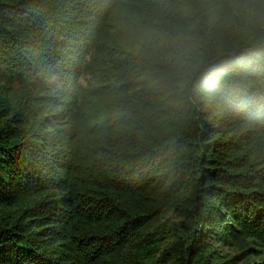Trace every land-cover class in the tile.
<instances>
[{
	"label": "trees",
	"instance_id": "obj_1",
	"mask_svg": "<svg viewBox=\"0 0 264 264\" xmlns=\"http://www.w3.org/2000/svg\"><path fill=\"white\" fill-rule=\"evenodd\" d=\"M166 233L154 264H264V0H0V264H147Z\"/></svg>",
	"mask_w": 264,
	"mask_h": 264
},
{
	"label": "rangeland",
	"instance_id": "obj_2",
	"mask_svg": "<svg viewBox=\"0 0 264 264\" xmlns=\"http://www.w3.org/2000/svg\"><path fill=\"white\" fill-rule=\"evenodd\" d=\"M147 40H148L147 35L144 29L140 28L135 30L133 34H131L130 36H128L127 39L124 40L123 46L127 52L137 53L146 48ZM92 84L93 83L89 75L82 76L80 80H78V84H77L79 86L78 89L81 93V97L78 98L79 111L77 107L75 110V114L78 113L80 118L83 117L82 120H87L89 123H94L99 120H102L106 115V108H107L105 104H100L99 102H91L92 98L89 97L88 91L90 90ZM10 87H12L13 90H20L22 87H25V85L12 84ZM82 106L84 111H82ZM174 221H177L176 218L172 214L167 213L156 224L149 227L148 233H153L156 231L157 227H158L157 229H159V227L161 229L162 225L163 226L169 225L171 222ZM160 236L163 238H161V240H158L157 245L155 246V248L158 247L159 250H157V248L156 250H154L155 248H153V251L150 253V255L146 254L145 253L146 251H144L145 263L154 264L158 256L157 251H160L162 247L167 242L170 241L168 237V233L162 234ZM160 236H156V237H160ZM216 250L218 254L221 256L220 261L223 262L230 260L233 256L239 253V250L232 247H217ZM243 258L245 257H242V259L236 261V264H247L245 261H243ZM252 261H254V259L251 258L250 262Z\"/></svg>",
	"mask_w": 264,
	"mask_h": 264
}]
</instances>
